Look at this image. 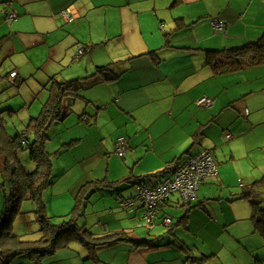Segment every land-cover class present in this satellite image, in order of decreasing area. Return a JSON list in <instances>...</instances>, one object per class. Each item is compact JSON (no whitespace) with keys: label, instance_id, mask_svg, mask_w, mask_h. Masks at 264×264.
I'll return each mask as SVG.
<instances>
[{"label":"crops","instance_id":"1","mask_svg":"<svg viewBox=\"0 0 264 264\" xmlns=\"http://www.w3.org/2000/svg\"><path fill=\"white\" fill-rule=\"evenodd\" d=\"M7 11L15 12L17 18L10 19ZM65 11L69 18L63 15ZM213 20L225 22V29H214ZM0 21L11 25L5 36L21 38L26 48L48 52V61L40 68L54 65L41 80L50 90L48 99L52 80H81L79 95H68L63 101L66 117L79 115V141L99 137L102 154H110L116 139L109 133L126 138L122 163L127 170L132 163L134 167L119 182L124 183L122 187L108 190L117 184L90 183L94 184L92 193L106 188L113 197L119 194L116 201L130 225L146 213L143 206L121 205L136 194V182H145L147 175L163 171L175 160L185 163L203 149L211 151L218 165L217 173L206 178L191 205L184 206L174 193L157 210L156 218L172 220L167 232L146 237L132 228L112 229L109 222L105 233L92 232L122 235L112 244L92 250L75 240L43 256H13L10 264H206L212 256L214 260L229 257L222 253L223 245L196 256L199 250L179 239L172 219L181 210L178 205L192 214L179 222L195 219L200 216L197 212L207 222L219 226L225 222L224 227L248 220V230L240 224L242 235L247 240L255 237V244L264 248V236L254 228L251 202L238 199L251 191L264 201V64L217 72L207 62L209 50L241 46L264 34V0H0ZM16 47L13 40L11 49ZM70 61L69 74L74 77L69 78L64 70ZM109 64L112 69L102 73L100 67ZM15 68L19 78L20 67ZM204 96L213 97L208 107L197 104ZM92 102L103 105L96 111ZM52 181L47 188L57 178ZM88 184L81 187L76 201L57 200V205H75L72 213H81ZM218 184L223 188L220 195ZM128 189L133 190L126 196ZM44 191L41 200L47 208ZM216 197L221 200L222 217L210 206ZM95 227L102 229L100 223ZM220 264L238 261L230 256Z\"/></svg>","mask_w":264,"mask_h":264},{"label":"rangeland","instance_id":"2","mask_svg":"<svg viewBox=\"0 0 264 264\" xmlns=\"http://www.w3.org/2000/svg\"><path fill=\"white\" fill-rule=\"evenodd\" d=\"M10 31L11 25H9L8 22L4 23L0 21V48L2 47V51H0V71L2 75L7 76V74L10 75L14 70L18 71L15 68V66H18L20 67L21 75L18 78V84H13L10 78L7 79L8 83L4 81L0 84V104L1 109L5 110L3 116L6 121L7 131L11 135H17L28 127L33 116L40 114L45 103L48 101L50 90L46 89L43 83H41V80L45 79L46 76L48 77L54 65L49 66V64H47L46 67L41 70V66L48 61V52L38 48L30 49L21 46V38L16 39L15 37L11 38V36H5L9 34ZM13 40L18 46L15 50L11 49ZM10 51L12 55L8 57ZM69 65H73L71 61L65 64L64 72L67 74V77L70 78L74 76H72L73 74H69L72 70L68 67ZM92 94H94V97L103 95V93ZM102 105L103 103H91V106L95 107L94 110L96 111L99 110V106L101 107ZM49 129L50 131L48 134L50 138L46 141V151L49 153V158L52 162V179L57 178V182L44 191L42 198L47 205L46 209L48 210L47 212L51 225L58 227L65 222L74 220L79 225H86L91 231L100 234L105 233V225L111 222L112 229H114V227L118 230L132 228V230L135 229L136 233L143 232L146 237L151 233L161 234L164 231L167 232L168 226L163 224L162 218H155L154 225L157 226V228L153 231H150V229L154 225L148 223L145 215H139L136 221L130 225V219L126 216L127 213L120 208L119 203L116 201L119 197L118 193H115L113 197L109 192L105 191L106 188L98 189V191L95 190L94 193H92L94 188H91L94 184L90 183V181L103 180L107 184H117L114 188L108 189L115 190L116 187H122L120 185L124 183L119 182L122 181L125 174L130 173L131 169L134 167L132 163L127 170V167L123 164L124 160L122 156L118 155L116 152L118 141L122 137L125 138L124 136H118L117 132L113 134L109 133L110 137L113 135V138L116 139L115 146L110 154H102V150L104 149L100 144L99 137H96V140L85 137L80 141L76 138L79 137L76 135H80L82 130V127L79 125V115L76 113L69 115L62 122H56L51 125ZM83 134L84 133L81 135ZM20 161L23 167L29 172L37 168V163L31 158L29 149L21 151ZM1 163L3 164V159L0 157V165H2ZM1 167L0 219L5 210L6 197L11 193V185L9 184L8 177L5 176L7 175V171L5 168ZM85 184H88V190L85 192V197L87 199L83 200L85 208L83 211L81 210V213H72L75 205L70 206V204H64L62 207L57 205V200L76 201L81 187ZM218 185L217 195H220L223 188L220 184ZM90 189L91 191L89 192ZM132 190L133 189L126 190L124 194L127 196ZM219 202H221V200L216 197V200L214 198V200L210 202V206L215 209L214 213L222 217L224 212ZM57 207L59 209H57ZM177 207L181 210L172 218L174 226L177 229V235L179 239L186 242L190 247L199 250L196 256L201 257L204 254V250H209L211 247L219 245H223L222 253L224 255H229L227 258L222 257L218 260H214L212 256L207 260L206 264H220L226 262L230 256H233L234 259L238 261V264H260V262H264V248L255 244V237L253 239H248V241L247 236L242 235L244 234L242 231L243 226L240 224H244V226H246L245 228L248 230L250 226L248 220L239 221L227 227H224L226 224L222 222L221 226L223 227H221L214 222H207V219L203 218V215L197 212L196 214H200L202 217L196 216L194 217L195 219L192 220H189V217H187L184 218L183 222H181L182 220L179 222L181 217H184L186 214L192 216V214L187 212L188 210L182 206L178 205ZM260 207L264 209V201H261ZM62 211L70 212L66 213ZM38 215L37 202L25 200L21 203L18 215L16 214L15 217L13 216L12 230L21 237L22 241L37 242L43 239L44 223L41 222ZM253 222L255 223V219ZM96 223H100L102 229L96 228Z\"/></svg>","mask_w":264,"mask_h":264},{"label":"trees","instance_id":"3","mask_svg":"<svg viewBox=\"0 0 264 264\" xmlns=\"http://www.w3.org/2000/svg\"><path fill=\"white\" fill-rule=\"evenodd\" d=\"M9 14L10 12L7 11L8 17ZM225 27L224 22L223 29ZM150 54L155 56L154 52H150ZM207 62L217 72L235 71L264 64V34L257 41L248 42L241 46L209 50L207 52ZM112 65L102 66L100 71L107 73L108 70L112 69ZM9 78L10 75L4 76L0 71V84L4 81L7 82ZM51 87L52 94L40 114L31 118L28 127L17 135H11L7 131L3 116L5 110L1 109L0 104V157L3 159V164L1 163L0 167L2 166L1 168H5L7 171L5 176L8 177L11 185V193L6 197L5 210L0 219V264H10L13 256L23 254L43 256L45 253L75 240L83 241L90 249L95 250L118 241L119 238L116 236H122L120 234L100 236L93 233L86 225L81 226L74 220L65 222L58 227L50 224L46 207L41 200L42 192L53 183L51 161L49 153L45 150L46 131L51 124L63 120L68 115L64 114V98L68 95H79L78 92L82 88V82L80 79L52 80ZM26 149L30 150L31 158L37 163V168L33 172H26L20 161V153ZM179 164L181 163L175 160L163 171L146 177L156 183L165 178L174 165ZM96 185H98V181ZM244 198L251 202L254 208L255 228L264 236V209L260 207L261 197L259 194L253 195L251 191H245L238 199ZM25 200H32L38 204V217L44 223V235L41 241H22L21 237L12 231L13 219L19 213L20 205ZM183 204L188 206L186 203Z\"/></svg>","mask_w":264,"mask_h":264},{"label":"built area","instance_id":"4","mask_svg":"<svg viewBox=\"0 0 264 264\" xmlns=\"http://www.w3.org/2000/svg\"><path fill=\"white\" fill-rule=\"evenodd\" d=\"M65 18H69L67 12H63ZM10 19H16L15 12L9 14ZM72 21V19H70ZM213 27L221 30L224 27L223 21H213ZM83 50H80L82 53ZM13 84L18 82V73L13 71L10 74ZM213 103V97L204 96L197 101L201 107H208ZM231 137V135H228ZM127 151V142L125 138H120L117 144L116 152L124 156ZM218 171L217 162L208 149H203L187 162L174 165L171 172L165 178L154 183L147 179L145 182H138L135 185L136 194L121 202L124 208L145 207V217L150 225L154 224L157 210L174 194L178 193L183 203L192 204L198 198V192L206 178L215 175ZM171 218L163 219L164 225H171Z\"/></svg>","mask_w":264,"mask_h":264},{"label":"clouds","instance_id":"5","mask_svg":"<svg viewBox=\"0 0 264 264\" xmlns=\"http://www.w3.org/2000/svg\"><path fill=\"white\" fill-rule=\"evenodd\" d=\"M17 84V83H16Z\"/></svg>","mask_w":264,"mask_h":264}]
</instances>
